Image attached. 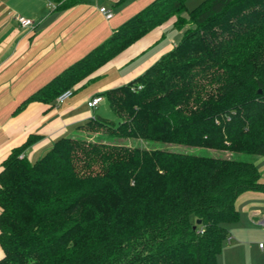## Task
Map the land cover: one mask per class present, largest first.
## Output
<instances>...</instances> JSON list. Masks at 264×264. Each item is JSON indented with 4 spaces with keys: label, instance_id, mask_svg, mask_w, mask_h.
Masks as SVG:
<instances>
[{
    "label": "trees",
    "instance_id": "1",
    "mask_svg": "<svg viewBox=\"0 0 264 264\" xmlns=\"http://www.w3.org/2000/svg\"><path fill=\"white\" fill-rule=\"evenodd\" d=\"M184 13L193 26L175 46L99 94L115 120L92 116L93 138L61 137L32 162V134L3 159L0 264H217L238 195L264 192V0H153L18 109L54 103L168 19L182 28Z\"/></svg>",
    "mask_w": 264,
    "mask_h": 264
},
{
    "label": "crops",
    "instance_id": "2",
    "mask_svg": "<svg viewBox=\"0 0 264 264\" xmlns=\"http://www.w3.org/2000/svg\"><path fill=\"white\" fill-rule=\"evenodd\" d=\"M64 1L0 0V164L32 134L37 138L21 155L33 162L59 138L80 135L92 116L104 118L105 97L95 107H89L88 101L143 73L178 43L183 28L193 26L187 13L182 28L172 17L93 71L62 102H28L18 109L29 95L153 0H81L62 6ZM101 6L112 10L111 18L103 16ZM16 15L31 18L33 27L20 26ZM254 165L264 183V154L255 157ZM235 208L238 219L224 224L231 239L223 243L217 264H264V251L257 246L264 240V192H242ZM2 255L0 246V258Z\"/></svg>",
    "mask_w": 264,
    "mask_h": 264
},
{
    "label": "built area",
    "instance_id": "3",
    "mask_svg": "<svg viewBox=\"0 0 264 264\" xmlns=\"http://www.w3.org/2000/svg\"><path fill=\"white\" fill-rule=\"evenodd\" d=\"M99 11L103 14V16L106 19L111 18L113 15L112 10L110 8L105 7V6L99 7ZM15 18H16V20L20 26H22V27H33V21L31 18L22 16V15H16ZM71 95H72V88L66 89V90L62 91L59 95H57V97L55 98V101L56 102H62L64 99L68 98ZM102 99H103L102 96L95 95L92 97V99L90 101H88L87 104L89 107H95L96 105H98V103ZM261 223L264 226V212H262V214H261ZM230 239H231V237L228 236L226 241H229ZM257 246L260 250L264 251V240L259 241L257 243Z\"/></svg>",
    "mask_w": 264,
    "mask_h": 264
},
{
    "label": "rangeland",
    "instance_id": "4",
    "mask_svg": "<svg viewBox=\"0 0 264 264\" xmlns=\"http://www.w3.org/2000/svg\"><path fill=\"white\" fill-rule=\"evenodd\" d=\"M201 1H203V0H186V6L190 10L193 7H195L196 5H198ZM185 30H186V28H183V31L184 32H185ZM103 107H108L106 109V115L104 116V118L109 119V120H115V117L111 113L110 108H109V105H108V103L106 101L103 102ZM80 135L86 136L88 134L86 133V131H84V132H81ZM88 137H92L93 138L94 137V134L93 135L92 134L91 135L89 134ZM119 141H121V140H119ZM141 144L143 146H145V147H151V146H153V147L154 146H157L158 147V144L153 145V144L146 143V142H141ZM162 147H166V146H162ZM191 150L193 152H195V153H202V154L209 155V156H213V157H231L232 156L231 152L226 151V150L208 149V148L207 149H205V148H192ZM246 158L248 159V157H246Z\"/></svg>",
    "mask_w": 264,
    "mask_h": 264
},
{
    "label": "water",
    "instance_id": "5",
    "mask_svg": "<svg viewBox=\"0 0 264 264\" xmlns=\"http://www.w3.org/2000/svg\"><path fill=\"white\" fill-rule=\"evenodd\" d=\"M200 221L199 220H197V223H199Z\"/></svg>",
    "mask_w": 264,
    "mask_h": 264
}]
</instances>
